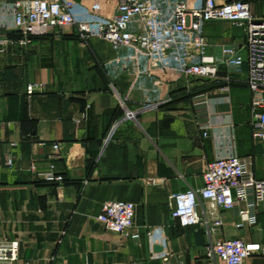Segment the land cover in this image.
Segmentation results:
<instances>
[{"label": "crops", "instance_id": "obj_1", "mask_svg": "<svg viewBox=\"0 0 264 264\" xmlns=\"http://www.w3.org/2000/svg\"><path fill=\"white\" fill-rule=\"evenodd\" d=\"M15 1L0 0V8ZM246 1L264 17V0ZM204 30L207 56L235 45L247 57L245 30L228 21L207 22ZM1 40L0 244L19 242L12 264H210L205 227H182L173 219V194L203 187L207 164L223 153L249 157L255 176L264 179V139L254 136L247 63L228 84L222 67L215 80L182 77L157 85L145 58L119 49L111 61L116 50L110 41L83 39L75 27L25 37L0 25ZM32 83L42 89L29 95ZM116 91L131 108L161 103L126 118ZM53 143L62 146L54 158ZM50 162L65 177L62 184L41 179ZM110 200L135 205L130 233L110 231L98 219ZM199 211L223 221L214 239L264 245V201L258 223L248 227L239 226L237 210L203 201ZM150 228H161L167 241L152 244ZM244 264H264V255Z\"/></svg>", "mask_w": 264, "mask_h": 264}, {"label": "built area", "instance_id": "obj_2", "mask_svg": "<svg viewBox=\"0 0 264 264\" xmlns=\"http://www.w3.org/2000/svg\"><path fill=\"white\" fill-rule=\"evenodd\" d=\"M18 0L10 7L0 8V25L13 28L25 37L46 35L55 30L75 27L83 39L93 35L110 41L117 59L119 49L129 51L136 58L148 62L147 73L157 85L165 80L198 77L207 80L219 78L221 68L227 69L224 79L233 80V71L239 72L248 65L246 83L252 90L251 111L257 121L254 136L264 139V17L253 14L246 0ZM211 21H228L244 27L245 49L225 45L216 57L207 56L209 39L205 24ZM4 41H0L3 43ZM111 61L104 63L109 64ZM38 83L29 84L32 95L41 90ZM229 91V85L224 88ZM126 110L125 117L153 109L160 101L140 103L129 107L128 99L116 91ZM199 96L198 98H200ZM229 97H227V101ZM204 135L209 136V124L201 125ZM60 143H53L54 158L61 151ZM13 159L8 157V163ZM35 168V165H33ZM41 179L51 184H62L65 177L56 172L50 162L48 169L39 173ZM204 186L190 188L173 194L171 215L182 227L202 225L207 231L208 260L210 264H244L255 255H264V245L247 242L241 237L214 239L215 231L223 225L221 219H209L199 208L203 201L212 208L237 210L239 226L258 223V207L264 201V179L257 178L252 160L235 152L223 153L210 161L205 169ZM98 219L113 232L128 234L134 227L135 205L126 200H110L104 203ZM152 244L167 241L161 228L148 231ZM131 236L139 238V233ZM19 242L0 244V262L12 264L19 256ZM168 259V255L164 256Z\"/></svg>", "mask_w": 264, "mask_h": 264}, {"label": "rangeland", "instance_id": "obj_3", "mask_svg": "<svg viewBox=\"0 0 264 264\" xmlns=\"http://www.w3.org/2000/svg\"><path fill=\"white\" fill-rule=\"evenodd\" d=\"M232 24H233V26L240 28L242 31L244 30L243 26H240V25H237V24H234V23H232Z\"/></svg>", "mask_w": 264, "mask_h": 264}]
</instances>
